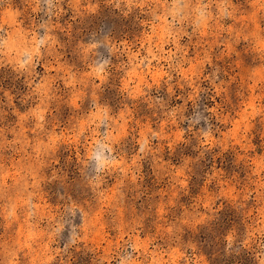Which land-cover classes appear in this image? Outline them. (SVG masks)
Listing matches in <instances>:
<instances>
[{"label": "rangeland", "instance_id": "374dc122", "mask_svg": "<svg viewBox=\"0 0 264 264\" xmlns=\"http://www.w3.org/2000/svg\"><path fill=\"white\" fill-rule=\"evenodd\" d=\"M0 264H264V0H0Z\"/></svg>", "mask_w": 264, "mask_h": 264}]
</instances>
